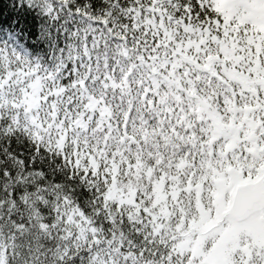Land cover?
Instances as JSON below:
<instances>
[{
  "label": "snow or ice",
  "instance_id": "obj_1",
  "mask_svg": "<svg viewBox=\"0 0 264 264\" xmlns=\"http://www.w3.org/2000/svg\"><path fill=\"white\" fill-rule=\"evenodd\" d=\"M0 44V264H264V0H25Z\"/></svg>",
  "mask_w": 264,
  "mask_h": 264
},
{
  "label": "trees",
  "instance_id": "obj_2",
  "mask_svg": "<svg viewBox=\"0 0 264 264\" xmlns=\"http://www.w3.org/2000/svg\"><path fill=\"white\" fill-rule=\"evenodd\" d=\"M40 23L25 0H0V44L23 45L32 55L46 57L48 46L39 38Z\"/></svg>",
  "mask_w": 264,
  "mask_h": 264
}]
</instances>
